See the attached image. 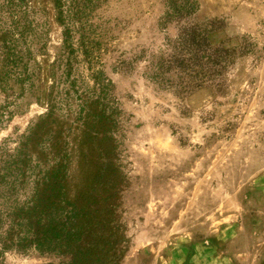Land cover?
Here are the masks:
<instances>
[{"label":"rangeland","instance_id":"1","mask_svg":"<svg viewBox=\"0 0 264 264\" xmlns=\"http://www.w3.org/2000/svg\"><path fill=\"white\" fill-rule=\"evenodd\" d=\"M8 1L0 0V32L10 26ZM164 1L98 0L83 20L97 43L92 68L107 79L119 110L117 168L111 176L102 170L112 195L106 203L113 215L106 218L114 219L105 228L116 237L107 264H264V0H194L197 10L187 22L213 21L221 27L214 40L248 50L234 59L221 89L189 95L145 78L148 56L177 34L178 25L163 21ZM51 2H24L35 34L45 30L44 48L34 57V88L22 93L11 81L0 87L1 108L18 104L0 124V147L9 151L47 109L51 66L61 48ZM77 71L85 79L84 67ZM44 131L35 127L27 144L35 171L51 162L50 155L45 164L37 156L48 144ZM3 260L63 261L35 252H6Z\"/></svg>","mask_w":264,"mask_h":264},{"label":"trees","instance_id":"2","mask_svg":"<svg viewBox=\"0 0 264 264\" xmlns=\"http://www.w3.org/2000/svg\"><path fill=\"white\" fill-rule=\"evenodd\" d=\"M25 1L7 2L10 26L0 32V87L8 89L11 81L22 93L34 88L38 72L34 57L44 48L45 34L44 29L35 34ZM20 2L23 8L14 16ZM97 2H51L61 48L51 66L53 83L46 112L18 148L0 147V264H6V252L51 255L62 259L60 264H107L114 249L116 237L105 228L114 221L106 218L113 215L106 203L112 195L103 183L102 170L111 176L117 168L114 149L119 142L114 129L119 110L107 79L92 68L97 43L83 22ZM195 2L164 1L163 21L178 25L177 34L149 55L145 65V78L178 95L208 87L221 89L234 59L248 50L214 40L212 34L221 27L213 21L187 22L197 10ZM79 66L86 71L85 79L78 74ZM8 106L0 107V124L18 111V104L10 105L12 111ZM38 126L45 129L42 142L48 144L40 147L37 156L45 164L50 155L51 162L35 171L29 165L27 144Z\"/></svg>","mask_w":264,"mask_h":264}]
</instances>
